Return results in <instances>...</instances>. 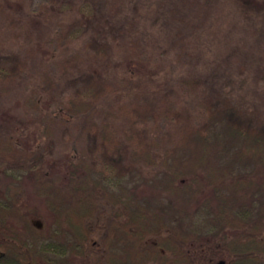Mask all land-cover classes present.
<instances>
[{
  "label": "rangeland",
  "instance_id": "374dc122",
  "mask_svg": "<svg viewBox=\"0 0 264 264\" xmlns=\"http://www.w3.org/2000/svg\"><path fill=\"white\" fill-rule=\"evenodd\" d=\"M133 51L145 66L130 65ZM46 64L60 79L56 98L80 94L95 104L92 118L36 130L22 96ZM216 110L264 134V0H0V138L11 144L0 148V198L18 194L9 218L40 262L52 258L41 248L55 223L26 174L47 171L59 187L78 156L137 186L172 224L195 229L208 213L163 193L154 178L162 166L134 162L131 153L156 136L161 156ZM106 120L111 139L99 134Z\"/></svg>",
  "mask_w": 264,
  "mask_h": 264
},
{
  "label": "trees",
  "instance_id": "16d2710c",
  "mask_svg": "<svg viewBox=\"0 0 264 264\" xmlns=\"http://www.w3.org/2000/svg\"><path fill=\"white\" fill-rule=\"evenodd\" d=\"M132 53L130 65H146L138 52ZM75 59L65 57L63 68L74 66ZM36 78L22 102L38 132L48 131L57 120L87 121L95 115V104L80 94L67 101L56 98L60 79L50 65ZM124 80L134 84L133 77ZM204 119L186 126L178 142L159 157L156 136L131 153L134 162L162 166L154 178L163 193L184 198L185 205L197 203L195 210L208 213L195 229L186 232L172 224L170 216L141 199L137 186L113 181L104 168L78 156L66 164L59 187L51 184L47 171L26 174L34 190L46 194L55 223L41 249L66 254L74 264H264V134L233 123L221 110ZM99 134L113 137L109 121L101 122ZM9 147L0 138V148ZM8 198H0V247L12 250L0 257V264H35L33 247L9 218L18 194Z\"/></svg>",
  "mask_w": 264,
  "mask_h": 264
},
{
  "label": "flooded vegetation",
  "instance_id": "af4514ba",
  "mask_svg": "<svg viewBox=\"0 0 264 264\" xmlns=\"http://www.w3.org/2000/svg\"><path fill=\"white\" fill-rule=\"evenodd\" d=\"M12 246L10 245H4L0 247V257L7 255V253L12 250ZM52 258L51 259H46L45 262H40L39 260L36 259L34 262L35 264H74V261L68 259V255L65 256L64 254H61L57 251H51ZM10 255V254H9ZM13 256V255H12ZM53 257L57 259H53ZM59 260V258H62ZM11 264H24V261L21 260H10ZM9 264V262H8ZM87 264H95V261H87Z\"/></svg>",
  "mask_w": 264,
  "mask_h": 264
},
{
  "label": "water",
  "instance_id": "95a60500",
  "mask_svg": "<svg viewBox=\"0 0 264 264\" xmlns=\"http://www.w3.org/2000/svg\"><path fill=\"white\" fill-rule=\"evenodd\" d=\"M225 261L224 260H220L218 264H224Z\"/></svg>",
  "mask_w": 264,
  "mask_h": 264
}]
</instances>
